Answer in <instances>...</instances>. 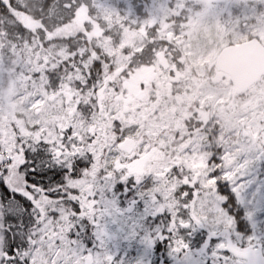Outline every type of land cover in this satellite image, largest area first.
Returning <instances> with one entry per match:
<instances>
[{
  "label": "rangeland",
  "instance_id": "rangeland-1",
  "mask_svg": "<svg viewBox=\"0 0 264 264\" xmlns=\"http://www.w3.org/2000/svg\"><path fill=\"white\" fill-rule=\"evenodd\" d=\"M205 3L210 4V11L187 12L176 27L161 31L179 43L184 56L173 45L151 39L150 31L161 30L166 22L162 3L154 5L157 12L154 20L140 8L135 13L137 25L121 30L117 46L120 51L115 57L116 73L132 64L136 66L135 74L123 72L124 77L129 75V89L124 94L107 92V79L100 80L95 83V91L93 88L87 91L89 102L72 86L57 91L54 84L44 85L41 57L34 64L36 50L25 55L5 53L0 48V186L2 181L15 184V170L22 168L21 159L27 149L46 145L56 150L53 158L61 155L58 159L65 162L64 156L84 142L94 149L93 164L86 170L91 181L82 180L81 169L77 168L78 175L67 181L69 188L78 194H88L90 189L96 196H103L106 189L113 188L107 198L97 200L102 210L98 214L95 205L86 217L84 214L72 217L70 208L65 207L58 212L57 220L43 213L44 217L35 222L29 246L25 244L32 247L26 254L29 264H149V261L160 264L161 253L167 257L169 248L177 258L191 257L193 251L203 248L208 264H264V103H260L264 102V77L237 95L230 77L214 69L224 45L250 36H258L264 43V0H205ZM102 9L100 12L105 15L111 13L112 5L103 4ZM15 16L28 24L21 11H15ZM113 22L105 28L116 26L118 21ZM129 48V54L122 52ZM65 59L73 63L69 56ZM26 65L32 70L27 71ZM136 79L155 80L157 91L170 80H187L197 86L195 94L183 97L181 108H197L196 121L201 129L196 130L184 150V163L186 168L201 174L198 189L202 193H196L190 206L185 204L177 211L173 197L176 184L157 179L156 168L149 169V162L156 155L166 158L161 148L168 147L170 131L176 122L183 126V121L178 117L174 123L169 108L154 103L151 108L156 111L152 120L155 127L147 129L151 108H143L134 98L140 94ZM179 109L177 115L183 114ZM114 119L119 120L121 130H127L126 133L114 134ZM27 134L31 140L25 137L27 141L23 143L21 136ZM146 140L152 143L149 145ZM83 154L81 157L87 159ZM112 168L133 176L138 184L132 189L134 198L120 197L124 186L119 181L109 177L104 184L105 178L98 181L102 171ZM160 170L166 171L164 167ZM20 186H24L22 181ZM133 201L139 204L133 206ZM129 205L132 211L128 210ZM188 208L194 221L199 222L196 228L193 221L184 219ZM56 209L53 206L52 211ZM242 209L239 218L238 211ZM150 212L153 219L143 221ZM241 222L249 235L241 233ZM194 228L196 232L203 230L202 240L214 237L210 248L199 246ZM161 232L170 238L169 246L154 251L150 246L162 238ZM3 234L0 232V243ZM186 241L191 242V248Z\"/></svg>",
  "mask_w": 264,
  "mask_h": 264
},
{
  "label": "trees",
  "instance_id": "trees-1",
  "mask_svg": "<svg viewBox=\"0 0 264 264\" xmlns=\"http://www.w3.org/2000/svg\"><path fill=\"white\" fill-rule=\"evenodd\" d=\"M158 1L162 3L163 13H166L167 18L161 30L150 31L151 39H156L164 45H173L184 56L179 43L172 36L162 35L161 31L163 30L164 33L166 29L176 27L179 20L185 18L187 12L194 13L196 10L205 9L210 11L211 6L205 3V0H137V2L134 0H0V30L2 31L0 34L3 39L0 48L5 53L10 54L16 52L29 54L32 50H36L34 64L41 57L42 64L38 63V65H40V71L44 74V85L54 84L53 87L57 91L63 90L66 85L72 86L75 90H79L78 92L85 102L90 101L87 99V91L91 87H95L98 80L107 79V92L115 90L124 94L129 89L130 79H128L129 75L124 77L123 72L127 70L134 73L136 66L132 64L127 69L115 72L117 70L115 57L120 51L117 46L121 40V30L125 27L131 28L132 25H137L135 13L140 12V8L144 9L150 20H154L157 16L154 5ZM108 3L112 5V12L105 15L100 11L103 4ZM129 7L131 8L130 11L128 10ZM15 11L17 13L21 11L29 27L19 21L15 16ZM121 17H126L127 20ZM113 19L116 22L118 21L117 25L105 28L107 23H114ZM107 30L111 32L110 36ZM151 47L148 48L150 51L153 50ZM156 49L155 47V51ZM122 52L129 54L130 48ZM67 56L73 59L74 64L65 59ZM31 58L34 60L32 56ZM54 60L55 65L53 64ZM142 60L145 59L142 58ZM43 66L48 69H42ZM24 68L27 71L32 70L27 65ZM191 70L195 73L193 67ZM172 72L169 74L171 75ZM120 75L123 78H120ZM135 84L140 94L134 97L138 98L137 100L142 103L143 108L148 106L150 109L154 103H163L169 108V114L174 119L176 117L175 120L172 119L174 123L178 117L181 120L186 118V114L192 118V122H187L186 133L183 132L186 126H180L178 122H176V127H173L170 131L168 147L165 151L168 155L170 152H175L174 155H176L181 146L189 142L186 138H191L192 131L196 128L190 131L194 127L193 118L196 119L197 117V108L181 107L184 102L183 97L190 96L192 93L195 94L197 86L194 85V82L191 83L187 80H170L165 82L157 91L155 80L152 79L145 81L138 79ZM193 104L196 106L197 101L194 100ZM177 109L184 111V113L177 115ZM155 113L156 111L151 108L148 115L150 127L147 129L155 127L152 123ZM112 123L116 127V131H114L116 136L119 135L118 132L126 133L127 130H121L122 126L118 119H114ZM141 131L142 128L138 132ZM25 137H28L27 140H31L30 134L21 136L23 143L27 141L24 139ZM148 143L151 144L152 142L148 141ZM76 147L68 156H64L66 158L65 162L58 159L61 155L53 158L56 150L47 148L46 145L27 149L25 153L23 152L24 155L21 159L22 168L15 170V184L1 182L0 223L2 229H0V232L4 234L2 243H0V264H29L26 254L32 248L28 247L30 234L36 230L35 222L38 218L44 217L43 213L45 216L51 214L57 220L58 212L63 207L70 208L72 217L82 216V214L86 217L89 216L88 210L92 212L94 202L91 199L97 201L101 196L97 197L93 193L78 194L69 188L67 183L69 179L78 175L77 168L81 169L80 172L83 175L88 173L86 170L93 164V145H86L81 142ZM82 153L87 156V159L81 157ZM177 160L178 157H171L168 163L170 166L165 163V166H162L163 160L158 157V162L155 163L161 164L153 166V168H156L154 173L159 176L157 179L164 180L168 184H176V188L173 189L174 209L176 211L184 208L185 204L187 207L190 206L192 199L197 195L196 191L199 190L198 185L201 182L199 172L181 167ZM174 161L176 162L174 163ZM166 166L170 168L166 171L160 170V168ZM108 173L111 174L110 179L119 181V185L123 184V190L119 193L120 197L124 199L134 198L132 197V189H136L138 184H135L130 173L126 175L127 171H117L112 168L105 170V172L102 171L99 177L101 178L104 174L107 177ZM21 181L24 186H20ZM112 191L113 188H108L105 194H110ZM170 196L171 194H169ZM133 203L139 202L133 201ZM53 206L58 207V209L52 211ZM128 210L131 211L130 205ZM186 214L187 216L184 219L193 221L192 224L194 223L193 225L196 228L199 222L198 220L194 221L193 212L190 208L186 209ZM167 215H169L168 211ZM153 217V213L150 212L143 218V221L152 220ZM143 224L148 226L146 222ZM195 228L193 231L198 237L199 246H201V241H206L207 238L202 240L200 236L203 230L196 232ZM243 231L249 234L248 230L244 229ZM250 241H253L251 245H255L254 240ZM25 244L28 246H25Z\"/></svg>",
  "mask_w": 264,
  "mask_h": 264
},
{
  "label": "water",
  "instance_id": "water-1",
  "mask_svg": "<svg viewBox=\"0 0 264 264\" xmlns=\"http://www.w3.org/2000/svg\"><path fill=\"white\" fill-rule=\"evenodd\" d=\"M216 67L231 75L236 92L241 93L264 73V45L258 38L229 44L219 53Z\"/></svg>",
  "mask_w": 264,
  "mask_h": 264
},
{
  "label": "snow or ice",
  "instance_id": "snow-or-ice-1",
  "mask_svg": "<svg viewBox=\"0 0 264 264\" xmlns=\"http://www.w3.org/2000/svg\"><path fill=\"white\" fill-rule=\"evenodd\" d=\"M243 227V225H242ZM169 231H172L171 228H169ZM159 235L162 237L161 239H158L156 243L150 247L153 248L154 251H159L162 247H168L169 246V239L168 237H164L163 233H159ZM214 240V237L209 236L207 241H201L202 245H205L207 247H211V241ZM189 248L192 247L190 241H186ZM145 255H148V250H145ZM149 264H152V261H149ZM160 264H208L207 259L203 255V248L193 251L191 257H184V258H177L171 248H169V254L167 257L161 253L160 257Z\"/></svg>",
  "mask_w": 264,
  "mask_h": 264
},
{
  "label": "flooded vegetation",
  "instance_id": "flooded-vegetation-1",
  "mask_svg": "<svg viewBox=\"0 0 264 264\" xmlns=\"http://www.w3.org/2000/svg\"><path fill=\"white\" fill-rule=\"evenodd\" d=\"M223 74H225V73H223ZM227 75V74H226ZM228 76V75H227ZM229 77V76H228ZM244 93V92H243ZM242 94V93H241ZM240 94V95H241ZM261 104L262 103H264V102H260ZM196 106L198 107V105L196 104ZM197 118V117H196ZM188 119H192L190 116L189 117H186V118H182V121H183V126H186V129L185 130H183V132H187V122H186V120H188ZM193 121H194V127L190 130V131H192L195 127V129L192 131L193 132V134H192V136H191V138H186V139H188L189 140V142L188 143H185L183 146H181V149H180V151H178V152H176L177 154L176 155H174L175 154V152H170V154L168 155V153L166 154V158L165 159H162L163 160V164L165 163L166 165H169L168 163H169V161H170V158L171 157H178V162L180 163V166L181 167H183V168H186V165H185V163H184V150L189 146V144L191 143V140H192V138L195 136V134H196V130H199V129H201V125L196 121V119L195 118H193ZM264 124V123H263ZM152 137V136H151ZM149 141V140H148ZM150 145V144H149ZM160 148V147H159ZM162 150H166L167 151V148H161ZM165 151V152H166ZM158 157H159V155H156V156H154V157H152L153 159H150V162H149V169H152L153 168V166L156 164L155 162H158L157 161V159H158ZM170 157V158H169ZM176 161H174V163H175ZM165 164H164V166H165ZM170 166V165H169ZM165 168V170H167V168L169 169L170 167H164ZM197 183H199V182H197ZM199 186V185H198ZM198 191H200V192H198ZM196 193H198V194H200V193H202V190H197L196 191ZM232 199V198H231ZM232 206H234V204L232 205ZM231 209L232 208H230V211H231ZM242 212H244V209H242V210H240V211H238V217L240 218V216H239V214H242ZM242 224H243V222H241V224L239 225V226H241V229H242V232L241 233H246V232H244L243 230L244 229H246L245 228V224H244V227H242ZM247 230V229H246Z\"/></svg>",
  "mask_w": 264,
  "mask_h": 264
}]
</instances>
